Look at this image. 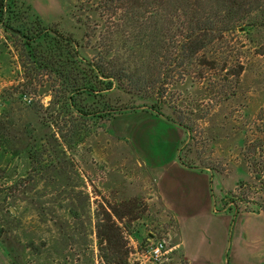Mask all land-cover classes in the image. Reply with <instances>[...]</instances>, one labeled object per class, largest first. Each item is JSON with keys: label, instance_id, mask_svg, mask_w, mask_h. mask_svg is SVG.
Segmentation results:
<instances>
[{"label": "rangeland", "instance_id": "rangeland-1", "mask_svg": "<svg viewBox=\"0 0 264 264\" xmlns=\"http://www.w3.org/2000/svg\"><path fill=\"white\" fill-rule=\"evenodd\" d=\"M93 1L0 0V120L15 122L28 142L11 155L8 132L0 127V264H103L95 226L109 205L122 213L121 221L113 218L128 264H186L153 176L109 129V119L127 109L154 108L180 125L178 156L208 170L217 209L234 204L239 211H264V25H245L224 38L230 49L224 70L218 63L200 81L170 79L168 70L158 74L160 82L152 77L129 92L114 85L94 98L82 95L95 115L74 120L54 106L61 79L35 62L59 53L66 61L65 41L53 29L71 35L82 58L104 63L102 57L114 56L99 42L104 17L89 8ZM26 35L34 36L30 45ZM204 53L223 59L213 48ZM238 61L243 70L236 82L228 72ZM104 105L116 111L99 116L95 111ZM75 129L79 140L71 138ZM34 133L42 140L35 163L27 150Z\"/></svg>", "mask_w": 264, "mask_h": 264}, {"label": "trees", "instance_id": "trees-1", "mask_svg": "<svg viewBox=\"0 0 264 264\" xmlns=\"http://www.w3.org/2000/svg\"><path fill=\"white\" fill-rule=\"evenodd\" d=\"M89 8L98 10L104 17V31L99 42L106 53L114 50V56L102 57L104 63L82 58L77 41L71 35H64L53 29L65 41L68 50L66 61L60 58L59 53L35 62L38 67H49L61 79L64 89L57 91L58 99L54 106L58 108V113L67 114L74 120L83 115H95L83 103L85 97L82 95L94 98L96 94L100 95L114 85L129 92L133 88L138 89L146 80L152 81V77L154 81H159L158 74L168 70L170 79H175L176 76V79L183 80L190 75L199 81L207 78L205 70L214 69L218 63L219 69L224 70L227 64L225 56L230 55V49L223 43L224 38L245 25H264V0H95ZM41 34L38 38H41ZM114 36L120 38L123 57L120 51L118 53ZM33 38L34 36L26 35L25 44L30 45L29 40ZM208 48L222 53L221 62L214 57L218 53L207 58L204 50ZM66 62L70 69L65 72ZM130 65L133 70L128 69ZM242 70L243 65L238 61L228 74L233 81L238 82ZM113 111L116 110L104 105L95 112L107 117ZM153 112L162 115L154 108ZM0 127L8 132V151L11 155H18L19 148L24 150L28 143H25L22 131L10 119L7 122L0 120ZM22 127L26 132V126ZM34 131L33 127L32 132ZM72 136L74 137L71 138L79 140L80 130L75 129ZM28 139L33 140L29 142L32 150H27L30 160L35 163V152L42 140L35 133L29 135ZM180 161L187 166L196 167L181 159ZM20 182L19 178L8 188L17 189ZM109 209L110 212L103 213L95 226L98 257L103 264H128V252L122 232L113 218L121 221L122 213L114 206L109 205ZM226 209L239 211L234 204ZM5 246L9 247L7 244Z\"/></svg>", "mask_w": 264, "mask_h": 264}, {"label": "crops", "instance_id": "crops-1", "mask_svg": "<svg viewBox=\"0 0 264 264\" xmlns=\"http://www.w3.org/2000/svg\"><path fill=\"white\" fill-rule=\"evenodd\" d=\"M108 125L153 176L156 196L175 221L186 264H264V211L216 208L208 170L179 159V124L147 109H127Z\"/></svg>", "mask_w": 264, "mask_h": 264}, {"label": "built area", "instance_id": "built-area-1", "mask_svg": "<svg viewBox=\"0 0 264 264\" xmlns=\"http://www.w3.org/2000/svg\"><path fill=\"white\" fill-rule=\"evenodd\" d=\"M160 248H161V244L155 245V247L153 248V252L157 253L160 250Z\"/></svg>", "mask_w": 264, "mask_h": 264}]
</instances>
